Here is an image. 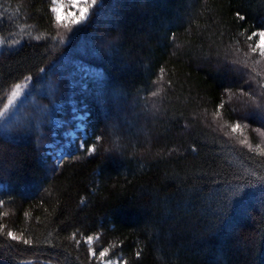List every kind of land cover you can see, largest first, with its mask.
I'll return each mask as SVG.
<instances>
[{
	"label": "trees",
	"instance_id": "obj_1",
	"mask_svg": "<svg viewBox=\"0 0 264 264\" xmlns=\"http://www.w3.org/2000/svg\"><path fill=\"white\" fill-rule=\"evenodd\" d=\"M50 9L0 0V109L25 86L0 117V264H99L87 235L121 264H264V156L239 143L264 149V0H101L65 35ZM72 109L89 138L56 163Z\"/></svg>",
	"mask_w": 264,
	"mask_h": 264
},
{
	"label": "snow or ice",
	"instance_id": "obj_2",
	"mask_svg": "<svg viewBox=\"0 0 264 264\" xmlns=\"http://www.w3.org/2000/svg\"><path fill=\"white\" fill-rule=\"evenodd\" d=\"M101 0H51V13L54 15L55 24L57 26H62L65 29L73 30L74 26L82 25L84 22L88 21L92 16L96 15V12L99 11V5ZM67 8L75 9V11H66ZM238 19L243 21L245 17L240 13L236 14ZM255 38V39H254ZM39 39V38H37ZM63 37H61V41H63ZM247 40L251 43L248 44V49L250 53L258 54L261 59H264V28H260L256 31H253L250 35L247 36ZM255 64H259L260 60L254 61ZM40 71H45V69H41ZM163 72V69H161ZM29 77H25V80H28ZM24 85L15 84L13 87L10 96L8 97L7 104L4 105L3 109H0V117H3L9 108L13 104L14 101L18 97L21 96V90L24 88ZM243 95H249L248 93L243 92ZM153 96L157 95V92L152 93ZM254 100L255 98L252 97ZM2 103V101H0ZM224 107L223 104L219 105L214 116H220V109ZM257 109L261 115V118L264 119V103H261L257 106ZM243 119V117H240ZM83 123V120H81ZM248 125H241L240 123H234L230 125L231 132L233 134L240 132L242 128H247ZM254 131L258 132L260 136L264 137V131L257 128ZM101 137L97 136L96 141H100ZM239 143L241 145H245L249 148L250 151H258L260 155L264 156V149H261L259 145L256 146L255 149L252 148V145L249 143L248 138L245 136L244 139L240 140ZM85 145L82 143L78 146V149H84ZM105 151H109V149H105ZM86 152L88 154L95 155L97 152V147L95 145L87 147ZM71 159H77L75 153L69 154ZM2 227V226H0ZM7 237L13 241H22L25 245H31L33 243L32 239H24L22 235L18 236L13 231L7 232ZM73 238H75V234H73ZM94 239H99V236L95 238L92 235H87L84 238V242L88 245V256L89 259H95L99 262V264H116V261L108 258L109 253L111 251L110 247H104L99 251L98 255L96 250L92 247L94 243ZM76 244L79 246L80 240H76ZM140 253L137 252V256ZM124 264H127L125 261Z\"/></svg>",
	"mask_w": 264,
	"mask_h": 264
},
{
	"label": "rangeland",
	"instance_id": "obj_3",
	"mask_svg": "<svg viewBox=\"0 0 264 264\" xmlns=\"http://www.w3.org/2000/svg\"><path fill=\"white\" fill-rule=\"evenodd\" d=\"M66 11H75V9L72 8H67ZM57 26V25H56ZM80 26V25H77ZM74 26V29L77 27ZM58 30H59V34L61 35H65L67 34L68 31H71L69 29H65L62 26H57ZM258 58L260 60V57L258 55ZM264 62V59H261ZM80 71H85V75H89L92 76L94 75L93 70H89V68H81ZM76 72H78V70H76ZM19 97L16 99V101L13 102V104L11 105V107H13L17 101H18ZM60 104H57L56 107L60 108ZM69 118L71 121L74 122V128L69 129L71 131H68L66 133H63V139L64 142L62 143L61 146L54 148L55 144H59L60 140L59 139H55V144H50L47 145V147L50 149L48 151V153L52 156L53 160L58 163L63 157L67 156L68 151L70 149H73V147L77 144H81V137L83 138V140H86L87 138H89V135L85 132V125L83 123H81V120L85 119L84 115L85 113L82 111H77L76 109H72L69 111ZM248 119L249 120H253L254 122H257L258 124H263L264 123V119H262L260 116H257L256 114H249L248 115ZM63 122L61 118H55L52 121V125L56 128H59L60 126H63ZM239 134H241V131L238 132ZM260 136V135H259ZM241 137V136H240ZM261 140L264 141V137L260 136ZM241 139V138H240ZM242 140V139H241ZM250 143V142H249ZM72 146V147H71ZM245 146V145H244ZM71 147V148H70ZM70 148V149H68ZM114 261H116V264H121L120 261L118 259H114L111 258Z\"/></svg>",
	"mask_w": 264,
	"mask_h": 264
},
{
	"label": "water",
	"instance_id": "obj_4",
	"mask_svg": "<svg viewBox=\"0 0 264 264\" xmlns=\"http://www.w3.org/2000/svg\"><path fill=\"white\" fill-rule=\"evenodd\" d=\"M43 264H51V263H43Z\"/></svg>",
	"mask_w": 264,
	"mask_h": 264
}]
</instances>
